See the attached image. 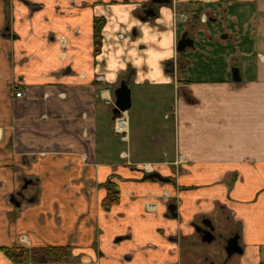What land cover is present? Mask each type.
Returning a JSON list of instances; mask_svg holds the SVG:
<instances>
[{"label": "crops", "instance_id": "obj_1", "mask_svg": "<svg viewBox=\"0 0 264 264\" xmlns=\"http://www.w3.org/2000/svg\"><path fill=\"white\" fill-rule=\"evenodd\" d=\"M263 184L264 0H0V264L51 245L68 264H223L191 226L219 205L245 244L226 264H264Z\"/></svg>", "mask_w": 264, "mask_h": 264}, {"label": "flooded vegetation", "instance_id": "obj_2", "mask_svg": "<svg viewBox=\"0 0 264 264\" xmlns=\"http://www.w3.org/2000/svg\"><path fill=\"white\" fill-rule=\"evenodd\" d=\"M241 222V219L235 218L232 208L219 205L213 212H203L196 216L191 226L194 234L202 241L203 236L210 235L207 230L212 231L213 240L205 243L217 244L224 256L223 264H226L233 255L243 253L245 249ZM228 250L234 253L229 256Z\"/></svg>", "mask_w": 264, "mask_h": 264}, {"label": "trees", "instance_id": "obj_3", "mask_svg": "<svg viewBox=\"0 0 264 264\" xmlns=\"http://www.w3.org/2000/svg\"><path fill=\"white\" fill-rule=\"evenodd\" d=\"M103 19H98L95 24L96 43L100 42V32L103 26ZM118 200V195L115 188H110L109 195L105 205ZM3 252L6 253L13 261L17 263L33 262L35 264H68L69 259L73 255L72 246H46L29 248L26 246L3 247Z\"/></svg>", "mask_w": 264, "mask_h": 264}, {"label": "water", "instance_id": "obj_4", "mask_svg": "<svg viewBox=\"0 0 264 264\" xmlns=\"http://www.w3.org/2000/svg\"><path fill=\"white\" fill-rule=\"evenodd\" d=\"M157 1H167V0H157ZM154 13V8L149 7L146 10V14L150 16ZM195 45V40L189 35L188 32H185L181 39L178 42V49L179 50H185L187 47H193ZM240 79V78H237ZM115 106L113 109V118H117L118 115H120L123 111H128L132 107V91L131 88L127 82V80H124L121 82V84L115 89ZM125 135V133L123 134ZM27 184H25L26 188ZM15 197H13L14 199ZM19 205V202H18ZM170 210L174 211L176 210V205L172 204L170 206ZM210 235L203 236L204 242H211L213 240V234L211 230H207ZM241 252V251H240ZM234 253V251L228 250L229 256H231Z\"/></svg>", "mask_w": 264, "mask_h": 264}, {"label": "rangeland", "instance_id": "obj_5", "mask_svg": "<svg viewBox=\"0 0 264 264\" xmlns=\"http://www.w3.org/2000/svg\"><path fill=\"white\" fill-rule=\"evenodd\" d=\"M114 124H116V122H114ZM150 156L151 155H147L148 159H151ZM220 178H219L220 179L219 180L220 184H224L226 186H236V187L239 186V182H238V179H236L235 174L226 173V174H223ZM203 186H207V185L204 184ZM257 191H258L257 192L258 195H261V196L264 195V188H263V190L258 188ZM260 210H262V209L260 208ZM192 245H194V244H192ZM187 246H189V244H185L184 243L183 244V249H185ZM194 246L199 248L200 254L202 253L201 255H204V256L207 255L209 251L219 252L218 251L219 250L218 249V245L217 244H213V243H202L200 241L197 244H195Z\"/></svg>", "mask_w": 264, "mask_h": 264}, {"label": "built area", "instance_id": "obj_6", "mask_svg": "<svg viewBox=\"0 0 264 264\" xmlns=\"http://www.w3.org/2000/svg\"><path fill=\"white\" fill-rule=\"evenodd\" d=\"M182 18H185L186 21L189 20V17L188 15H185L183 14L181 16ZM15 95L17 97H21L24 95V89L23 88H18L16 91H15ZM119 121H122V122H119ZM116 129L119 131V132H125L127 131L128 129V115H127V112H123V114L121 116H119L117 119H116Z\"/></svg>", "mask_w": 264, "mask_h": 264}, {"label": "bare ground", "instance_id": "obj_7", "mask_svg": "<svg viewBox=\"0 0 264 264\" xmlns=\"http://www.w3.org/2000/svg\"><path fill=\"white\" fill-rule=\"evenodd\" d=\"M119 122H122V121H119Z\"/></svg>", "mask_w": 264, "mask_h": 264}]
</instances>
